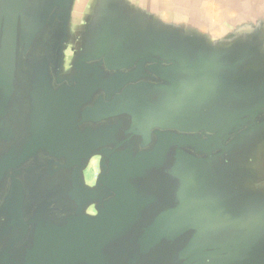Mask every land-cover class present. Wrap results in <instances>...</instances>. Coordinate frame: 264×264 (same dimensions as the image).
Wrapping results in <instances>:
<instances>
[{"label":"water","instance_id":"95a60500","mask_svg":"<svg viewBox=\"0 0 264 264\" xmlns=\"http://www.w3.org/2000/svg\"><path fill=\"white\" fill-rule=\"evenodd\" d=\"M72 4L0 0V264H264V27L92 0L63 71Z\"/></svg>","mask_w":264,"mask_h":264},{"label":"crops","instance_id":"0c3cea01","mask_svg":"<svg viewBox=\"0 0 264 264\" xmlns=\"http://www.w3.org/2000/svg\"><path fill=\"white\" fill-rule=\"evenodd\" d=\"M128 1L167 22L188 23L193 27L200 28L198 24H202L203 21L204 33L211 37H223L241 25L260 24L264 27V0H203V9L196 10L197 6L190 8L191 13H189L193 16H191L192 18L189 16L188 20L178 10L172 13L165 12L159 6L158 1L160 0ZM217 23H222L220 29H217Z\"/></svg>","mask_w":264,"mask_h":264},{"label":"rangeland","instance_id":"374dc122","mask_svg":"<svg viewBox=\"0 0 264 264\" xmlns=\"http://www.w3.org/2000/svg\"><path fill=\"white\" fill-rule=\"evenodd\" d=\"M198 1L199 0H196V1H194L196 3H194L191 0H160V1H158L160 3V5L159 4L158 5L160 6L161 9L163 8L164 11L168 12V13H172L174 11L176 12L178 10L179 12H181V14H184L188 20V19H190L189 16L190 17L193 16L192 14L190 15V13H191L190 8H192V6H194V7L197 6L196 10H200V8L203 7V4H204L203 0H201L200 2H198ZM91 3H92V0H74V4H72L73 6H72V19H71V26H70V34H71L73 44L70 41L68 43L69 45L67 46V49L65 50L64 55H65L66 62L63 63V65H62L63 71L64 70L67 71L66 69H68L70 63L72 62L71 58H74L73 56L77 54V53L74 54V51L76 49H79V44H80L79 42L80 41H78V40L76 41V38H77V36L80 35L82 29L86 28V26H87V24L84 25L83 20L86 19V16H85L86 11H87V15L89 13V10L87 8H88V6L91 5ZM87 18H90V17H87ZM201 23L202 24H198L200 27L198 29L202 28L200 31L203 33L204 32L203 21ZM221 24L220 23L216 24L217 29H220V27L222 26ZM213 37L214 36H212V38ZM72 45L75 49L74 48L71 49ZM62 69H61V71H62ZM263 163H264V157H263ZM98 172H99V170H98V167L96 166V160L92 159L88 165L87 170L85 169L83 171L84 182L88 183V185H89V183L92 182L93 178H95L96 175H98Z\"/></svg>","mask_w":264,"mask_h":264},{"label":"flooded vegetation","instance_id":"af4514ba","mask_svg":"<svg viewBox=\"0 0 264 264\" xmlns=\"http://www.w3.org/2000/svg\"><path fill=\"white\" fill-rule=\"evenodd\" d=\"M94 159L96 160V166L98 167V163H99L100 157L98 156V157H96ZM96 177H97V175H96ZM96 177L93 178L92 182L89 183V185H94V183L96 181ZM94 207H95V204L91 205V207L89 208V211H90L89 213H93V214L95 213Z\"/></svg>","mask_w":264,"mask_h":264}]
</instances>
